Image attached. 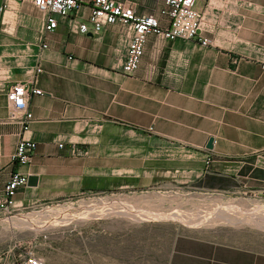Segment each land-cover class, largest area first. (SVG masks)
I'll use <instances>...</instances> for the list:
<instances>
[{
  "label": "crops",
  "instance_id": "0c3cea01",
  "mask_svg": "<svg viewBox=\"0 0 264 264\" xmlns=\"http://www.w3.org/2000/svg\"><path fill=\"white\" fill-rule=\"evenodd\" d=\"M117 1L169 27L160 14L165 0ZM88 3L81 0L82 21ZM193 6L204 18L198 37L148 35L132 75L121 72L114 55L117 26L98 35L74 34L65 24L42 32L29 1L0 16V194L14 172L37 178L19 188L14 211L146 188L179 171L207 183L209 192L227 193L224 179L264 192V0H194ZM200 37L210 45L202 46ZM30 80L43 95L30 98L34 121L23 132L7 122L6 91ZM210 138L212 151L206 150ZM21 140L36 145L24 166L11 162ZM72 147L85 148L87 156L74 155ZM156 223L155 263L264 264L257 250L179 236L166 221ZM116 263L107 257L106 264Z\"/></svg>",
  "mask_w": 264,
  "mask_h": 264
},
{
  "label": "rangeland",
  "instance_id": "374dc122",
  "mask_svg": "<svg viewBox=\"0 0 264 264\" xmlns=\"http://www.w3.org/2000/svg\"><path fill=\"white\" fill-rule=\"evenodd\" d=\"M203 164L207 167L205 159ZM156 183L146 188L84 193L0 214V260L20 246L42 257L45 264H106L107 257L118 260L116 264H158L155 248L160 246L157 237L161 232L156 222L162 221L177 229L179 236H201L264 254V210L255 216L250 214L256 205H264V192L255 193L248 185L230 179L223 180L227 193L209 192L205 190L207 183L181 171ZM139 212L179 214L187 222L202 224L188 227L175 220H138ZM219 212L233 220L216 218ZM108 214L115 215L109 223L90 222L92 217ZM23 215L27 218L19 224L16 218ZM252 218L258 223L251 222ZM91 226L94 230L97 227L98 233L92 234Z\"/></svg>",
  "mask_w": 264,
  "mask_h": 264
},
{
  "label": "built area",
  "instance_id": "2783aa9c",
  "mask_svg": "<svg viewBox=\"0 0 264 264\" xmlns=\"http://www.w3.org/2000/svg\"><path fill=\"white\" fill-rule=\"evenodd\" d=\"M29 1L40 13L42 32H53L59 24H65L74 34L98 35L107 26L118 27V38L113 49L120 61V70L124 75H132L138 68L148 35L161 36L167 40H192L198 37L204 26L203 16L194 9V0H165L160 14L169 20V27L161 29L159 22L152 16H138L131 7L117 0H89L85 20L80 18L81 0H0V16L12 8V4ZM202 46L210 45L206 38L198 39ZM46 49L45 44L41 45ZM264 58V52H263ZM232 63H236L233 60ZM264 70V60L260 61ZM36 72H40L36 69ZM43 92L34 86V81L16 82L6 91L7 122L19 124L26 132L34 121L29 109L33 96ZM61 147V146H60ZM36 148L35 143L21 140L12 155L13 164L24 166L30 162ZM76 156H87L85 148L72 147ZM211 158L205 159L208 166ZM27 183V176L18 172L12 173L0 194V214H8L14 207V198L19 188ZM20 247V246H19ZM17 248L0 260V264H45L43 258L32 251Z\"/></svg>",
  "mask_w": 264,
  "mask_h": 264
},
{
  "label": "bare ground",
  "instance_id": "6f19581e",
  "mask_svg": "<svg viewBox=\"0 0 264 264\" xmlns=\"http://www.w3.org/2000/svg\"><path fill=\"white\" fill-rule=\"evenodd\" d=\"M260 210H264V205H256V207L252 210V213H250V214H252V215H256V213L258 214V213H260L259 211ZM89 211V210H88ZM138 212V211H137ZM262 212H264V211H262ZM261 212V213H262ZM172 213V212H171ZM177 213V212H176ZM134 214V213H133ZM173 214H174V212H173ZM178 214V213H177ZM181 214V213H180ZM136 215V214H135ZM139 216H138V220H143V218H150V219H153V220H155V219H159V220H165V219H167V220H175V221H179V223L181 222V223H183V224H185L186 226H188V227H197V226H199V225H201L202 223H191V222H187L186 221V219L184 220V219H182V218H180L178 215H176V214H174V215H170V214H166V215H160V213H140L139 212V214H138ZM217 216H216V218H220V220L221 219H223V220H226V221H231V220H233V219H228V218H226L225 216H223L220 212H219V214H216ZM36 216V215H35ZM134 216V215H133ZM213 216H215V215H213ZM259 216V215H258ZM261 216V215H260ZM137 217V216H136ZM207 217V216H206ZM257 217V216H256ZM262 217V216H261ZM27 217H25V215H23V216H20V217H17L16 218V220L19 222V224L20 223H24V220L26 219ZM203 218V217H202ZM259 218V217H258ZM60 219V218H59ZM189 219V218H188ZM194 219V218H193ZM197 219V218H196ZM206 219V218H205ZM211 218H209L207 221H209ZM215 219V218H214ZM261 219V218H260ZM260 219H258V220H260ZM16 220H13V221H16ZM216 220V219H215ZM257 218L256 219H250V221L251 222H254V223H258L257 221ZM158 221V220H157ZM191 221V220H190ZM194 221V220H193ZM200 221V220H199ZM204 221V220H203ZM225 221V222H226ZM17 222V223H18ZM233 222V221H232ZM239 222V221H238ZM235 223V222H234ZM207 224V223H206ZM232 224V223H231ZM205 225V224H204ZM255 225V224H254ZM253 225V226H254ZM261 225V224H260ZM260 225H259V227H260ZM257 226V225H256ZM264 227V226H263ZM261 228H262V225H261ZM32 229H35V227H33ZM31 229V230H32Z\"/></svg>",
  "mask_w": 264,
  "mask_h": 264
},
{
  "label": "water",
  "instance_id": "95a60500",
  "mask_svg": "<svg viewBox=\"0 0 264 264\" xmlns=\"http://www.w3.org/2000/svg\"><path fill=\"white\" fill-rule=\"evenodd\" d=\"M213 142H214L213 138H210L208 140V143L206 145V150H208V151H212L213 150ZM36 183H37V178L36 177H34V176L27 177V183H26L27 186H34V185H36Z\"/></svg>",
  "mask_w": 264,
  "mask_h": 264
}]
</instances>
